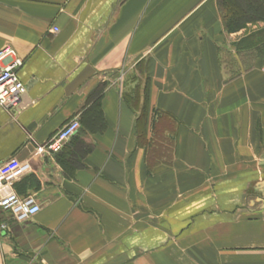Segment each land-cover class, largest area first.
<instances>
[{
    "label": "crops",
    "instance_id": "0c3cea01",
    "mask_svg": "<svg viewBox=\"0 0 264 264\" xmlns=\"http://www.w3.org/2000/svg\"><path fill=\"white\" fill-rule=\"evenodd\" d=\"M239 2L260 16L229 32L221 0H0L24 84L0 162L40 206L0 210V264H264V52L235 45L264 2Z\"/></svg>",
    "mask_w": 264,
    "mask_h": 264
},
{
    "label": "built area",
    "instance_id": "2783aa9c",
    "mask_svg": "<svg viewBox=\"0 0 264 264\" xmlns=\"http://www.w3.org/2000/svg\"><path fill=\"white\" fill-rule=\"evenodd\" d=\"M21 65L22 60L12 48L0 50V108L15 110L20 102L24 91V84L18 76ZM78 127L77 120H70L40 148L48 152H58ZM30 170L31 164L28 160L20 161L10 157L0 162V210L10 212L19 223L27 221L40 209L32 195L21 196L13 189V184Z\"/></svg>",
    "mask_w": 264,
    "mask_h": 264
},
{
    "label": "trees",
    "instance_id": "16d2710c",
    "mask_svg": "<svg viewBox=\"0 0 264 264\" xmlns=\"http://www.w3.org/2000/svg\"><path fill=\"white\" fill-rule=\"evenodd\" d=\"M255 1L257 2L258 0ZM263 2L264 0H262V3ZM239 4L240 2L237 0H221L224 25L229 32L237 31L243 26L244 22H247V17L251 16L246 10L241 9ZM259 8H261V5L257 2V6H255L254 9L257 10ZM235 45L238 49H261L264 52V27L242 37L235 43ZM262 57L264 63V55Z\"/></svg>",
    "mask_w": 264,
    "mask_h": 264
},
{
    "label": "water",
    "instance_id": "95a60500",
    "mask_svg": "<svg viewBox=\"0 0 264 264\" xmlns=\"http://www.w3.org/2000/svg\"><path fill=\"white\" fill-rule=\"evenodd\" d=\"M253 189L258 193V195L251 203L254 204V202H258L262 207H264V175L254 184Z\"/></svg>",
    "mask_w": 264,
    "mask_h": 264
},
{
    "label": "rangeland",
    "instance_id": "374dc122",
    "mask_svg": "<svg viewBox=\"0 0 264 264\" xmlns=\"http://www.w3.org/2000/svg\"><path fill=\"white\" fill-rule=\"evenodd\" d=\"M239 1H241V0H239ZM243 1H245V0H243ZM261 10H262V13H264V8L261 9ZM251 14H252L251 17L254 16V14H258V16H260L258 11H257V13L251 12ZM257 26H258L257 29H259V28H261V26H264V24H261V25L257 24L256 27H257ZM259 54H260V55H261V54L263 55V51H262L261 49H259V50L256 51V52L251 53L250 56H246V55H247V54H246V55H245V58L242 59V61H243V63H244V66L247 67V66L251 63V60H253V58L256 57V56H258ZM261 63H262V65L264 66L263 61H261Z\"/></svg>",
    "mask_w": 264,
    "mask_h": 264
}]
</instances>
